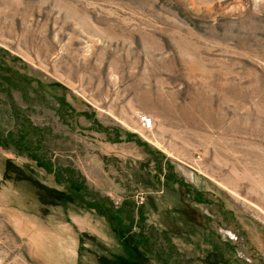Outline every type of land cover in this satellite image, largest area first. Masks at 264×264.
Here are the masks:
<instances>
[{"label":"rangeland","instance_id":"obj_1","mask_svg":"<svg viewBox=\"0 0 264 264\" xmlns=\"http://www.w3.org/2000/svg\"><path fill=\"white\" fill-rule=\"evenodd\" d=\"M5 141L0 264H264V0H0Z\"/></svg>","mask_w":264,"mask_h":264},{"label":"trees","instance_id":"obj_2","mask_svg":"<svg viewBox=\"0 0 264 264\" xmlns=\"http://www.w3.org/2000/svg\"><path fill=\"white\" fill-rule=\"evenodd\" d=\"M22 141V140H21ZM8 141H5L3 143L0 144V146L2 145L3 147H7L9 146V144L7 143ZM26 144H28L26 142ZM25 152L30 153L31 149L30 146L28 145H24V149ZM32 152V151H31ZM33 160L36 162L38 167L43 168L44 170L52 173V170L48 169L47 165L45 163H41L42 158L41 157H36L32 155ZM43 162V161H42ZM62 176H60L59 174L56 175V180L58 182L60 181V178ZM64 182H61L63 184L66 185V189L68 191V193L72 194L73 196L75 195L76 197H79L81 199V201L83 202V204L89 208L94 210L100 217H103L106 219V222L109 224L111 230L113 232H115L117 234V236H123V235H130V229L132 228V222L130 220V213L131 211L123 209V208H119L117 210L114 209V207L112 205H110L111 203L108 201V204L106 202L105 199L102 200H97L96 199L92 202H88L86 201V199L84 198L83 194H80L81 191V187L78 186L74 181L71 175L68 176L67 180H63ZM101 202H104V204H101ZM110 203V204H109ZM105 205H108L107 207H103ZM127 222V227L124 225V222ZM143 246V245H141ZM144 247V246H143ZM158 258L161 257L160 254L157 255ZM161 259V258H160Z\"/></svg>","mask_w":264,"mask_h":264}]
</instances>
